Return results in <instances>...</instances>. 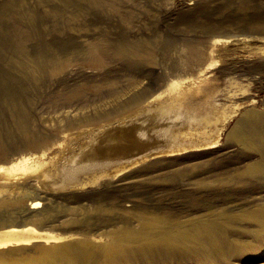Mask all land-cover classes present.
Returning <instances> with one entry per match:
<instances>
[{
  "label": "rangeland",
  "instance_id": "obj_1",
  "mask_svg": "<svg viewBox=\"0 0 264 264\" xmlns=\"http://www.w3.org/2000/svg\"><path fill=\"white\" fill-rule=\"evenodd\" d=\"M95 1L0 0V162L13 163L10 173L33 171L44 160H49L55 151L63 149V140L68 133L82 127L100 126L148 104L149 100L165 98L167 88L173 86L181 75L185 78V86L192 81L186 102L197 104L199 112L214 106L210 115L219 116L215 125L197 126L193 123L192 129L205 130L218 137L213 144L182 150L173 156L164 152L149 156L148 160L136 163L129 167L131 170L126 168L128 171L119 174H114V165L110 164L98 170L97 181L94 179L82 185L91 176L86 173L83 183L48 190L43 201L46 200L50 208L62 206L70 209L54 214L53 218L41 224L42 229L34 223L44 236L11 245L10 248H15L12 259L19 261L34 257L30 261L33 263L28 264H39L36 258L40 256L41 246L48 250L53 244L85 238L84 234L59 225L60 221L70 218L76 211L74 207L79 211L89 209L85 213L94 221L98 213L92 207L97 203H111L114 217L108 221L97 219L100 224L95 225L94 230L98 231L86 238L100 243L111 241V237L101 236L98 232L111 228L121 219L136 224L134 214L145 208L147 211L170 212L181 218L189 214L207 217L221 211L220 214L230 217V229L226 232L236 245V251L227 257V261L219 259L217 264H264V239L256 222L246 217L248 212L264 205V175L239 177L228 183L216 180L219 176L239 175L260 155L258 151L246 150L236 144L230 132L237 124H245L246 121L251 129L246 119L248 110L261 113L264 119V0H103L100 4ZM226 36L231 38L227 41L216 39ZM21 37L25 38V53L17 49L16 43ZM140 38L155 41L150 55L146 53L140 57L144 60L142 66H130L113 55L104 64H87L81 59L85 54L98 52L96 42L100 40L106 47L109 43ZM41 53L63 56L62 66L50 68L42 74L38 66ZM195 55H198V60L193 58ZM155 89L139 106L127 108L105 121L78 125L86 115L117 113L114 107L122 100L136 92ZM67 92L72 93L69 103L65 102ZM13 102L26 106L30 116L29 128L21 124L23 121L15 113ZM70 121H74V128L66 125ZM181 127L189 128L191 132L188 124ZM191 135L189 133L188 136ZM204 135L201 134L202 137ZM148 136L139 133V139L146 142L141 146L143 150L141 147L136 150L137 156L147 152L151 154L164 144L159 137L158 142ZM253 137L259 143L258 135ZM40 138L52 142L50 148L53 150L40 148L44 143L37 144ZM32 148L40 154L35 157L26 155ZM66 153L70 154L71 149ZM116 156L113 159L120 158V161L116 160L119 164L130 159L123 154ZM110 172L113 175H109ZM172 174L177 178L169 179ZM35 182L36 179L22 181L0 176V186L4 189L0 198L5 197L0 210L2 212L8 206L18 220L17 224L23 223L24 218L34 212L29 208L31 196L41 191ZM191 198H197V202H189ZM14 200L17 201L10 206ZM66 232L69 235L65 236ZM236 235L240 241L235 239ZM48 251L49 256L54 255L51 249ZM101 262L100 257L95 264ZM134 264L144 263L137 261ZM158 264L212 263L175 255Z\"/></svg>",
  "mask_w": 264,
  "mask_h": 264
},
{
  "label": "bare ground",
  "instance_id": "obj_2",
  "mask_svg": "<svg viewBox=\"0 0 264 264\" xmlns=\"http://www.w3.org/2000/svg\"><path fill=\"white\" fill-rule=\"evenodd\" d=\"M95 2L100 4V2H103V0H96ZM257 23H255V25ZM248 27L249 26H247V28ZM259 36H261V34H259ZM25 38L21 37L18 43H16L18 47L16 48L20 53H25L26 51ZM228 38L226 36V38L216 39L219 41H227L229 40ZM154 42L155 41L152 39L140 38L137 41L133 39L124 42L109 43L106 45V47H104L105 45L103 44V41L100 40L96 42L99 51L94 52L93 54H85L81 57V59L87 64H104V62L113 55V57H118L130 66H135L137 64L142 66L144 60L140 57L142 55H146V53L150 55V51L153 49L152 47L154 46ZM111 49L112 51H110ZM193 58L198 60V55H195ZM63 60V56L58 57L56 54L54 56L47 53H41V56L38 58L40 72L44 74L50 68L62 66ZM192 62L193 61L191 60V63ZM192 68L194 69V67ZM193 71H195L193 72L195 75H198L196 70ZM180 77V79H176L173 86L167 88V91L164 95L165 98L162 99L161 97H156L152 100H149L148 104H144L146 106H139L138 104L145 102V100L147 101V99L156 91V89L154 91L146 90L145 93L136 92L125 101L122 100V102H119L118 106L114 107V111H117V113H100L97 116L90 115L92 118H90L89 115L82 117L81 120L78 121V125L95 123L97 121H105L107 118L119 114L127 108L136 105L139 106V108L129 111L124 116L118 117L113 121L111 120L104 122L100 126H93L92 128L82 127L75 132L68 133L66 135L67 137L64 138L65 140H63L65 141L62 144L63 149L55 151L53 156L51 154L49 160L46 162H44V160L40 167L33 171H27L25 174L16 172L10 173L11 165L13 163L8 164L4 163L3 161L0 162L1 177H11L13 179L22 181L23 179H36V182L40 185L39 188L41 190L37 194L31 196L29 208L33 209L34 212L29 216L27 214L28 217L24 218V221L21 224H17L18 220L14 217V214H12L8 206L4 211L1 212L0 210V263L28 264L30 261H33L34 257H32V259L28 258L25 260L15 261L12 259V251L15 248H10V246L27 242L35 237L44 236L40 230L41 224H45L49 218H53L54 214L57 215V212L63 211L64 213L68 212L70 209L69 208L67 210L65 207L63 209L62 206L50 208L45 202L46 200L43 201V199L48 194V190H57L71 185H76L78 183H83L81 181L83 180V176L86 173L91 174V176H89L90 178L85 180L82 185L93 182L94 179L96 180V174L98 170L101 168L104 169L108 165L110 166V164L114 165V174H119L120 172L122 173V171L127 170L126 168H129L132 165L135 166L136 163H142L141 161L148 160L146 158L149 156L154 155L155 157L157 156L156 154L162 152L166 153V155L173 156L176 153H180L182 150L184 151L186 149H193L194 147L207 146L215 142L218 135L213 136L214 134L209 132L207 133L205 130L198 131V128L192 129L193 123H195L197 126L198 124L215 125L217 123L219 116L212 117L210 115V112L214 106H210L211 108L207 107L205 112H199V106L197 104L187 103L186 99L189 96V86L192 84V81H190V83L185 86V78L182 75ZM187 77L189 79V76ZM71 96L72 93L67 92L65 97L66 103H69L68 99L71 98ZM12 107L15 110V113L20 115V120L23 121L21 124L24 123V125H26L25 127L29 128L30 116L24 103L13 102ZM254 111H247L248 117H246V119L248 118L251 129L249 130L247 127L246 121L245 124H237L231 130L230 136L232 140H235L236 144L238 143L240 146H242V148L256 152L258 151L260 154L259 158L250 163L247 169L242 171L239 175L224 176V178H220L219 176L216 178V180H221L224 183H228L232 180L234 181L239 179V177L247 178L251 175H264V133H262L264 119L262 118L263 115H261V113L259 114ZM206 112L208 114H206ZM240 122H242V120ZM18 123L20 124V122ZM185 124L189 125L191 132H189V128L182 129L181 125ZM66 125L71 126L70 128H74V126H76L74 121H70L66 123ZM22 128L24 129V127ZM139 133L143 135L148 134V138L152 136L154 141L159 142V139H161L164 144L159 145V148L156 146L158 149H153L154 151H152L151 154H149L147 150V154L137 156L136 150H139V148L144 145L143 143L146 142H143L141 139H139ZM154 133L157 134L155 137L153 135ZM182 133H184V135ZM189 133L192 135L188 136ZM202 133H205L203 137L201 136ZM254 134L258 135V138L260 139L259 143L255 141L253 137ZM158 137L159 139H157ZM44 138H40L41 140L37 141V144L40 146L42 144L41 141H43L44 143L40 146V148H45V150H47L52 147V142H45ZM54 146L55 145H53V147ZM51 149L52 148L49 150ZM67 149H71L70 154L66 153ZM29 151L30 152H25L26 155L31 157H35L38 156L37 154H40L33 148L32 150L29 149ZM69 152L70 150L68 153ZM41 153H43V151ZM121 154H123V156H130V159L127 161H122V163L119 164L116 162V160H119L120 158L113 159V157L116 158V155ZM53 157L55 158L52 159ZM120 157L122 158V156ZM147 167H149V165ZM129 169L131 170V168ZM111 174L113 175L112 172H110L109 175ZM176 176V174H172V176L169 175L168 178L173 179ZM98 177L100 176H97V178ZM204 182L206 183V181ZM4 186L6 187V185ZM3 190L4 189L0 186V192H3ZM160 197L161 196H157V198ZM195 199L197 198H191L189 202H195ZM16 201L17 200L10 202V206ZM3 202H5V197L0 198V203ZM92 209L94 212L98 213L97 216H94V221H92L91 217L87 216L85 213V211L89 209L85 208L84 210L80 209L81 211H79V208L75 207L73 210L76 211L72 212L70 218H66L63 221L58 219V221L61 222L59 225L68 226L72 231L84 234L85 238H81L77 241L66 240V242L63 243L51 245L48 250L51 249V252L54 254L53 256H49V251L46 249V247L44 248L41 246V248H39L41 251L39 253L40 256L36 258L39 261V264H95L100 257L102 258L101 264H134L137 263V261H140L144 264H158L162 263L164 258L167 260L168 258L175 257V255H181L184 258H191L193 260L200 258L203 260V262L217 264L219 259L226 260L227 257L230 256L235 250L234 246L236 245H234V243L229 239L230 236L228 237V233L226 232L228 229H230V217H228V215L220 214L222 213L221 211L213 212L207 217H198V214H189L188 217L181 218L179 215L172 214L170 212L166 213L164 211L154 210L147 211L145 210L146 208H141L142 210L137 211L133 216L137 220L136 224L125 221V219H121L118 220L119 222L117 223L114 222L115 224L111 228L99 231V235H105L112 238V240L109 242L106 241L100 243L93 240L92 238L86 237L91 235V233L94 231H98V229L94 230V226L100 224L98 222L99 220L96 221L97 219H100V221H106L107 219L113 218L115 215V210L113 204L111 203H97L92 207ZM246 217H250L256 222L260 229L261 238L264 239V205L248 212ZM34 223L40 225V227ZM66 233L67 234H65V236L69 235V232ZM236 238L237 235L235 239ZM6 247L8 248L4 249ZM235 257L238 256L236 255Z\"/></svg>",
  "mask_w": 264,
  "mask_h": 264
}]
</instances>
